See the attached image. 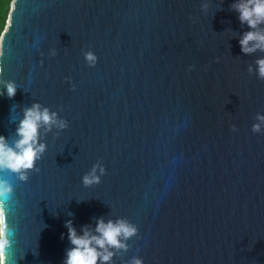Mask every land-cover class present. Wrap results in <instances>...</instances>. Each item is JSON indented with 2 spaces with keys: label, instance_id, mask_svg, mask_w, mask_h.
Returning a JSON list of instances; mask_svg holds the SVG:
<instances>
[{
  "label": "water",
  "instance_id": "95a60500",
  "mask_svg": "<svg viewBox=\"0 0 264 264\" xmlns=\"http://www.w3.org/2000/svg\"><path fill=\"white\" fill-rule=\"evenodd\" d=\"M234 2L11 0L0 92L17 93L0 96V135L34 103L68 127L41 128L27 182L0 173L15 189L6 264H63L65 222L79 235L99 219L138 229L112 264H264V53L241 52Z\"/></svg>",
  "mask_w": 264,
  "mask_h": 264
},
{
  "label": "clouds",
  "instance_id": "9594fccd",
  "mask_svg": "<svg viewBox=\"0 0 264 264\" xmlns=\"http://www.w3.org/2000/svg\"><path fill=\"white\" fill-rule=\"evenodd\" d=\"M206 4H202L205 10ZM232 10L238 14V20L246 25L248 31L241 34L239 39L240 50L245 55H251L257 51L264 53V0H236L232 4ZM11 27V16H9ZM4 55V40L0 38V58ZM51 55H55L53 51ZM84 60L89 67H94L97 57L91 52L84 54ZM249 72L252 68L249 67ZM3 68L0 67V74ZM256 73L259 79L264 80V59L256 61ZM3 91L0 96L13 99L17 93V87L13 81L2 83ZM74 90V89H73ZM257 123L252 125L253 133L261 132L264 125V115L256 116ZM55 127L65 130L68 127L64 119H60L56 112L48 108H42L39 104L23 110L22 119L16 124L14 139L0 135V173H11L17 180L25 183L29 174L39 173L37 163L44 156L47 146L41 141V128L45 132H51ZM235 131V128L232 129ZM99 172V174H97ZM105 175V169L99 164H94L89 172L82 177V185L91 187L100 183L101 176ZM15 199V189L7 181L0 179V264H6L5 253L13 246L16 228L9 222L11 205ZM67 239L71 247L66 251L63 264H112L116 253L128 251L127 241L136 237L137 227L125 219L105 223L97 220L94 231L87 227L77 234L72 226V221L65 222ZM63 238V237H62ZM128 264H142V260L132 257Z\"/></svg>",
  "mask_w": 264,
  "mask_h": 264
},
{
  "label": "trees",
  "instance_id": "16d2710c",
  "mask_svg": "<svg viewBox=\"0 0 264 264\" xmlns=\"http://www.w3.org/2000/svg\"><path fill=\"white\" fill-rule=\"evenodd\" d=\"M11 0H0V34L4 29Z\"/></svg>",
  "mask_w": 264,
  "mask_h": 264
}]
</instances>
